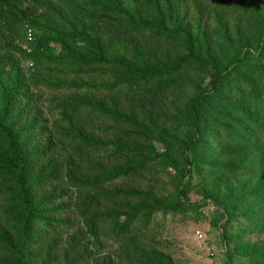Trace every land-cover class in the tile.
<instances>
[{"label":"trees","instance_id":"trees-1","mask_svg":"<svg viewBox=\"0 0 264 264\" xmlns=\"http://www.w3.org/2000/svg\"><path fill=\"white\" fill-rule=\"evenodd\" d=\"M205 208L264 264V0H0V264H182Z\"/></svg>","mask_w":264,"mask_h":264},{"label":"rangeland","instance_id":"rangeland-1","mask_svg":"<svg viewBox=\"0 0 264 264\" xmlns=\"http://www.w3.org/2000/svg\"><path fill=\"white\" fill-rule=\"evenodd\" d=\"M29 66L28 63L23 64L25 70ZM45 111V117L52 121L55 115L48 113L46 107ZM203 213L205 216L197 222L185 223L169 218L160 228L161 245L182 264H225L227 245L222 230L209 219L213 208H205ZM197 232L202 238L197 236Z\"/></svg>","mask_w":264,"mask_h":264},{"label":"built area","instance_id":"built-area-1","mask_svg":"<svg viewBox=\"0 0 264 264\" xmlns=\"http://www.w3.org/2000/svg\"><path fill=\"white\" fill-rule=\"evenodd\" d=\"M197 236H199V238H202V235L200 232H197Z\"/></svg>","mask_w":264,"mask_h":264}]
</instances>
